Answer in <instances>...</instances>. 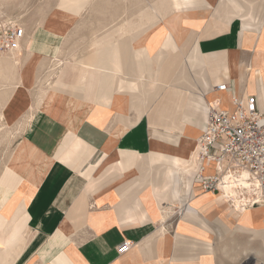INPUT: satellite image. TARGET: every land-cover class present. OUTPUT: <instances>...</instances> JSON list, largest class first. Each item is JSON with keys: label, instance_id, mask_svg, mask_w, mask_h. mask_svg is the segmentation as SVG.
Instances as JSON below:
<instances>
[{"label": "crops", "instance_id": "0c3cea01", "mask_svg": "<svg viewBox=\"0 0 264 264\" xmlns=\"http://www.w3.org/2000/svg\"><path fill=\"white\" fill-rule=\"evenodd\" d=\"M253 13L228 0H0V23L24 30L0 112L28 152L1 180L0 264H264V206L235 208L203 190L197 152L153 141H197L207 115L197 100L220 84L231 102L264 106V8ZM91 26L76 69L43 82L49 61ZM173 155L195 165L189 190L151 207L144 192L174 168ZM125 240L132 246L120 253Z\"/></svg>", "mask_w": 264, "mask_h": 264}, {"label": "built area", "instance_id": "2783aa9c", "mask_svg": "<svg viewBox=\"0 0 264 264\" xmlns=\"http://www.w3.org/2000/svg\"><path fill=\"white\" fill-rule=\"evenodd\" d=\"M23 34L17 22L0 23V51H16ZM214 88L229 90L226 84ZM232 103V110L221 109L216 103L209 106L197 138L193 179L235 208L264 206V106L253 96L244 100L233 96ZM205 165L213 166L212 171L204 173ZM131 246L125 240L117 250L122 253Z\"/></svg>", "mask_w": 264, "mask_h": 264}, {"label": "bare ground", "instance_id": "6f19581e", "mask_svg": "<svg viewBox=\"0 0 264 264\" xmlns=\"http://www.w3.org/2000/svg\"><path fill=\"white\" fill-rule=\"evenodd\" d=\"M164 1V0H163ZM229 1V4L231 6V8H234V9H237V8H242L244 7V10L246 12V16L251 18L250 20H252V18L254 17V14L253 13V10L257 9L259 6L261 5H264V0H228ZM163 3V2H162ZM165 3V2H164ZM167 3V2H166ZM165 3V4H166ZM164 4V6H165ZM163 5V4H162ZM167 6V5H166ZM162 7V6H161ZM168 8V7H167ZM163 9V7H162ZM160 9V10H162ZM159 10V9H158ZM157 10V11H158ZM155 12H156V9H155ZM162 12V11H161ZM171 12V11H170ZM174 12V11H173ZM177 12V11H176ZM150 13V12H149ZM158 13V12H157ZM153 15V13H151ZM151 15V18L154 19L155 17ZM185 15V14H184ZM148 16V15H147ZM159 16V15H158ZM146 17V16H145ZM154 17V18H153ZM164 17V16H162ZM189 17V16H188ZM149 18V16H148ZM187 18V17H185ZM146 19V18H145ZM216 19V18H215ZM250 20H247L246 23H248ZM152 21V20H151ZM149 23V22H148ZM245 23V24H246ZM247 25V24H246ZM123 26V24H122ZM127 26V25H125ZM128 28V26H127ZM129 31V30H128ZM131 31V29H130ZM129 31V32H130ZM169 31V30H168ZM111 33V32H110ZM122 33V31H121ZM117 34V33H115ZM105 36V35H104ZM110 36V35H109ZM117 36V35H116ZM141 37V36H140ZM109 38V37H108ZM111 38V37H110ZM109 38V39H110ZM114 37L111 38V41L113 40ZM118 38V37H117ZM102 40H108V39H103ZM115 40V39H114ZM99 41H100V38H99ZM103 41V42H104ZM111 41H108L111 42ZM102 42V43H103ZM112 43V42H111ZM177 44V43H176ZM107 46V45H106ZM110 47V46H109ZM112 47V46H111ZM264 47V45H263ZM106 48V47H104ZM103 48V49H104ZM20 47L14 51L13 54H15L17 51H19ZM107 50V48H106ZM110 50V49H109ZM108 50V51H109ZM258 50L260 51L261 50V45H260V40L258 41ZM107 51V52H108ZM115 51V49L113 50ZM116 52V51H115ZM117 53V52H116ZM107 54V53H106ZM105 54V55H106ZM169 55V54H168ZM116 56V55H115ZM182 56V55H181ZM99 57V56H98ZM112 58V57H111ZM118 58V57H117ZM110 59V57L108 58ZM151 60V59H149ZM148 60V62H149ZM147 61V60H146ZM145 61V62H146ZM103 62H105L103 60ZM109 62V61H108ZM118 62H119V58H118ZM152 62V61H151ZM120 63V62H119ZM143 63V61L141 62ZM108 64V63H107ZM106 64V65H107ZM149 64V63H147ZM152 63H150L151 65ZM185 64V63H184ZM88 65V64H87ZM86 65V66H87ZM97 65V64H96ZM100 65V64H99ZM145 65V63H144ZM149 65V66H150ZM187 65V64H186ZM90 66V65H89ZM147 66V65H146ZM144 66V67H146ZM153 66V64L151 65ZM105 68V67H104ZM106 68H108L106 66ZM110 68V67H109ZM105 70V69H104ZM110 71V70H109ZM184 71V70H183ZM85 72V71H84ZM103 72V71H102ZM119 72V71H118ZM109 73V72H107ZM149 73V72H148ZM106 75V74H105ZM111 75V74H109ZM151 75V74H150ZM107 76V75H106ZM110 78V76H108ZM104 78V76H103ZM100 77V79H103ZM106 78V77H105ZM108 78V79H109ZM159 78V77H158ZM179 78V77H178ZM107 79V80H108ZM170 79V78H169ZM105 80V79H104ZM111 80V78H110ZM109 80V81H110ZM189 80V79H188ZM106 81V80H105ZM107 82V81H106ZM105 82V83H106ZM178 82V81H177ZM182 82H184L182 80ZM108 83V82H107ZM160 83V82H159ZM82 84V83H81ZM109 86L111 83H108ZM182 84V83H181ZM184 84V83H183ZM190 84V83H189ZM113 85V84H112ZM104 86L106 87L107 85L104 84ZM109 86L106 90L109 89ZM176 86V85H175ZM112 88V86H110ZM104 88V87H103ZM105 90V91H106ZM104 91V90H103ZM110 91V90H109ZM108 91V92H109ZM112 92V90H111ZM79 93V92H78ZM56 94V93H55ZM59 94V93H58ZM113 94V93H112ZM210 94L211 97H207L208 95ZM198 95V94H197ZM52 96V95H51ZM206 97H202V98H199L197 100V104L199 107L202 108V114L203 112H205V110H208L209 106L210 105H213L214 103L217 104V106L221 109H226V110H232L233 109V103L227 99V96H226V92H223V91H218L216 90L215 88L212 87L211 91L208 92ZM54 97V95H53ZM81 97V96H80ZM51 98V97H50ZM108 99V98H107ZM204 100L206 101V103L204 102ZM40 101V100H39ZM80 102V101H79ZM82 102V101H81ZM101 103V102H100ZM129 103V102H128ZM94 104V103H93ZM104 105V104H103ZM129 105V104H128ZM89 108L92 107V106H88ZM83 110V109H82ZM83 114V113H82ZM89 114V113H88ZM87 114V115H88ZM0 118H2V113H0ZM157 133V132H156ZM180 133V132H179ZM178 133V134H179ZM171 134V133H170ZM175 134V133H174ZM158 135V134H157ZM156 135V137H157ZM173 135V133H172ZM172 135H162L163 137L161 138H154L155 142H157L161 147L163 148H168L170 150H173L174 152H181V151H188L189 153L191 151H193V153L197 152V141H196V138L194 137H191V138H186V139H178L176 137H173ZM178 136V135H177ZM192 136V134H191ZM189 153L187 155V157L189 156ZM174 157V160L176 161V165L174 166L173 169H170V170H167L166 172L162 173L160 177L157 178V182H153L151 187L147 188L144 192V195H143V198L147 201H149V205L152 207L151 203H152V198H156L157 196H160V195H174V194H180L181 195V192H184L189 190V187L191 185V182H192V175H193V172L195 171V165H190V164H187V161H185V158H183L184 160L181 159V156L179 155H173ZM194 157H195V154H194ZM19 158V157H18ZM179 159H181V161H179ZM174 162V161H173ZM209 166V165H205V168L203 170V172L205 171L206 167ZM10 172V171H9ZM7 172L8 174H5L4 175V178L2 179V182H5L7 179L10 180L11 179V176H10V173ZM205 173V172H204ZM184 175L186 176V181H185V189L183 190L182 187H181V180H183L182 178L184 177ZM13 177V176H12ZM12 183V182H11ZM5 184V183H4ZM160 187V190L161 191H158L156 192V188L157 187ZM12 194V193H11ZM179 195V196H180ZM183 198V197H182ZM180 199V198H179ZM173 202V201H171ZM172 204V203H171ZM174 204V203H173ZM172 204V206H173ZM164 209V208H163ZM170 209V208H169ZM167 210V209H166ZM164 212V211H162ZM161 212V213H162ZM162 219V218H161ZM220 236V235H219ZM69 237V236H68ZM237 249V248H236Z\"/></svg>", "mask_w": 264, "mask_h": 264}, {"label": "rangeland", "instance_id": "374dc122", "mask_svg": "<svg viewBox=\"0 0 264 264\" xmlns=\"http://www.w3.org/2000/svg\"><path fill=\"white\" fill-rule=\"evenodd\" d=\"M123 2L126 3L125 1ZM134 5L136 6V4ZM261 7L264 8V5H261L258 8H261ZM120 13L121 12H119V14ZM252 20H254V17L252 18ZM121 22L122 21L119 20L118 23L120 24ZM246 24L245 26H250V22ZM93 30L94 29L92 26L87 27V28L81 27L77 29V32H76L77 37L75 38V44H74L75 49L71 50V52L69 53H64V55L61 54L60 56H57L55 59H52L49 61L46 67L42 70L43 76L41 75V79L43 80V82L45 81V78L50 79L53 77V79L56 80L59 73L63 69L67 70L68 67L76 69V65H77L76 62L78 61L77 60L78 56L81 54V52L87 51L89 49V44L91 40L93 39L91 38L92 37L91 33L93 32ZM260 45H261V50L264 49L263 47L264 45V24L260 26ZM185 50L188 52L189 51L188 47H186L184 51ZM12 53L14 52H1L0 51V61H1L0 63V109H1L2 104L5 102V100H7L9 96L11 95L13 85L16 81L15 78L18 73L19 65L13 67V64H11L12 63V60H11ZM65 65H66V68H64ZM208 92L204 93L199 98L206 97ZM46 94H47V97L49 98L51 97L50 94L47 93L45 90L42 91L40 96L44 97L46 96ZM207 97H211L210 94ZM227 99L229 100L228 95H227ZM2 118H0V184H2L1 180L4 178V175L8 174L7 172L9 171H10L9 173L12 172V166L15 163V161L23 162V159L19 156V151H21L22 154L28 153L27 151L24 152L25 148L18 137L20 129L14 126L6 125L3 122ZM153 141L155 142L154 139ZM185 177L186 176L184 175V177L182 178L183 180H181L182 189H185V181H186ZM160 196L162 197L165 195H160ZM151 205L154 206L153 202L151 203Z\"/></svg>", "mask_w": 264, "mask_h": 264}]
</instances>
